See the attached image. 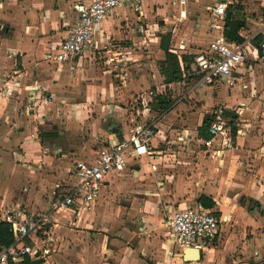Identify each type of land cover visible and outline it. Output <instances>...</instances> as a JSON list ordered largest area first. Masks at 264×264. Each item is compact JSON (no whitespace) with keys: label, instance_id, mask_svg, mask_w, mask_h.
Segmentation results:
<instances>
[{"label":"crops","instance_id":"1","mask_svg":"<svg viewBox=\"0 0 264 264\" xmlns=\"http://www.w3.org/2000/svg\"><path fill=\"white\" fill-rule=\"evenodd\" d=\"M88 1L0 0V87L9 79L18 81L21 89L18 100L0 97V207L22 208L28 215L45 217L44 223L55 228L57 239L69 238L70 248L55 255L58 264H105V260L110 264H264V63L252 57L232 72V87L216 83L193 91L196 102L202 103L196 118L181 101L193 97L190 87L169 108L176 110V116L163 123L162 117L151 121L155 149L166 143L163 149L176 145L186 152H169L162 160L160 150H155L154 158H141L138 167L129 160L134 167L108 179L89 214L75 218L70 211L51 210L52 202L71 183L67 172L71 165L93 158L102 144L120 140L122 126L134 117L126 107L134 83L114 86L111 74L101 72L102 52L92 50L78 57L72 70L42 60L43 53L54 49L65 36L63 23L73 18V5ZM218 2L243 7L245 28L240 36L244 41L256 45L264 37L259 25V19L264 18V0H185L183 5L178 0H147L140 16L126 7L116 8L95 27V41L100 47L101 41L109 40L115 23L142 18L150 25L156 17L164 22L162 34L173 32V42L176 29L172 25L176 22L171 17L183 12L184 33L177 38L185 46L182 55L194 57L214 34L207 27V7ZM152 40L161 43V37ZM188 43L195 49L186 51ZM132 44L118 47L128 52L127 62L136 47ZM158 52L163 60V51ZM97 59L100 67L92 64ZM127 62L120 71L125 79L131 68L136 75L143 74L140 63L126 67ZM155 76L162 80L158 71ZM184 80L163 84L179 92ZM27 87L37 90L28 93ZM33 93L50 94L52 100L47 106L30 109L33 99L27 96ZM216 107L224 108L239 122L243 134L214 159L206 154L197 128L204 114ZM179 143L202 148L194 151ZM174 160L177 165L171 162ZM150 164L153 169L148 168ZM175 167L186 181L170 179ZM113 193L122 194L116 199L117 213L107 223H99ZM200 195L211 198L214 205L209 210L221 223L214 243L199 253L198 261L191 257L185 261L164 221L174 211L198 202ZM77 242L80 245L76 246Z\"/></svg>","mask_w":264,"mask_h":264},{"label":"built area","instance_id":"2","mask_svg":"<svg viewBox=\"0 0 264 264\" xmlns=\"http://www.w3.org/2000/svg\"><path fill=\"white\" fill-rule=\"evenodd\" d=\"M145 1L147 0H89L88 3H75L73 18L63 23L65 36L54 49L43 53L42 60L48 64L66 65L69 70H72L78 57L95 50L97 54L102 52L100 57L103 67L109 69V73L113 74L119 82H124L125 78L120 71L122 65L127 62L128 52L116 47L112 48L107 43L108 39H105L103 44L101 41L102 45L98 47L95 41V27L118 7H126L140 16L142 4ZM178 1L180 5L185 3V0ZM226 6V3L218 2L207 7V27L214 34L206 48L194 55L188 69H185L180 58L185 51L184 44L180 43L171 51L178 57L182 76L195 78L191 87L193 90H203L216 83H224L232 87L235 83L232 72L248 57L264 63V37L257 45L247 41L233 42L224 37L222 29L225 23ZM259 25L264 30V18L259 19ZM36 90L27 87L25 91L30 93ZM20 95L18 81L8 79L0 87V96L4 99L18 100ZM27 98L33 99L28 105L30 109L47 106L52 100L50 94L42 93L39 96L33 93ZM225 113L226 110L222 107H216L209 112L210 120L207 130L209 138L201 139V142L210 158L220 157L225 149L232 147L234 138L243 134L239 122ZM138 116V111H135L133 119L125 122L126 130L120 140L102 144L97 148L93 158L77 161L71 165L67 171L71 183H68L65 191L52 202V211H70L74 216L79 217L82 213L89 211L100 198L102 189L112 175L121 173L125 168L134 167L128 163L129 160L135 161L134 165L138 167L141 158L149 161L154 158L156 149L151 142L156 134L154 125L139 121ZM233 130H235L234 135ZM150 168L153 169L154 165L150 164ZM44 221H46L45 217L28 215L22 208L10 210L0 207V223L9 226L13 237L10 245L0 247V264H20L25 258L37 260L47 257L49 250L38 237ZM220 223L221 219L199 202L174 211L164 221L176 249H192L199 253L214 243ZM44 235L48 236V233ZM168 254L170 255L171 252Z\"/></svg>","mask_w":264,"mask_h":264},{"label":"rangeland","instance_id":"3","mask_svg":"<svg viewBox=\"0 0 264 264\" xmlns=\"http://www.w3.org/2000/svg\"><path fill=\"white\" fill-rule=\"evenodd\" d=\"M120 14H123V12L121 11ZM182 16L183 15L181 13H177V15H175V17H171L176 22L175 24L172 25V27L174 29H176V31H175L176 37H174L175 40H173V42H170L171 35H173V32H170V33L163 32V34H162L160 27H162L164 25V22L158 20V18H156V17L152 18L150 20L151 21L150 25L147 23L146 20H143L141 18L138 20L136 19L135 21L129 19L128 24H126L125 22L121 23L120 25L115 23L112 25V27H110L112 29H111L110 38L107 41V43L109 45H111L112 48L113 47L118 48V47L130 46L132 43H134L136 45V47L133 48L131 55L129 56V61L126 63V67L135 63V62L140 63L139 67H141L143 69V74L136 75L134 68H131L130 70H128L129 71L128 73L130 74V76L128 75V78L124 79V81L134 83L133 85L135 86V89L134 90L132 89L131 100L128 103H126V107H127L129 112L135 113V111H138V113H139L138 120L139 121H145L147 123H151L152 120L160 119L162 117L161 122L163 123L165 121H168L170 118H172V116H176V112H175L176 110H174V109H171V111L169 110L170 112L167 111V112L161 113L160 109H158V107L156 106V103H155L156 97L158 95H162V96L169 98L173 102V101H175V99H177L178 97L181 96L180 95L181 93H183L185 90L192 87L194 84V81H195L194 77L185 76L182 79V80H184V79L185 80L183 83H181L179 85L180 89L178 90L179 92H177L176 89H173L174 87L169 88L167 86H164L163 77L161 75L160 76L162 77V80H158V78L155 76L156 71H158L159 63L161 62V60H159L160 52H158V50L162 51L161 50L162 46H168V48L173 50V49H176V47H177L176 45H178L180 43L177 36L178 35L181 37L183 36L182 34L184 33V31H183L182 26L184 23H186V20ZM176 19H178V20H176ZM153 26L155 27V30H153ZM113 31H117L118 33L115 34ZM138 37L140 39H138ZM160 37H161V43L159 45H156V44H154V42H152L153 41L152 39H155V38L160 39ZM127 38L129 40H127ZM142 38L143 39L145 38L144 43H142V41H143ZM177 41L179 42L178 44H177ZM101 43L103 44V43H105V41H103ZM254 43H256V42H254ZM206 46L207 45H205V44H201L200 47L198 48V52L204 50L206 48ZM190 49H195V48H194V46L192 47L190 43H188L186 45V51H189ZM100 55H102V53ZM161 56L163 57L162 54H161ZM97 63H99L98 59L93 60V62H92V64L94 66H96ZM98 67H100V66H98ZM101 72H102V74H109V69L104 68L101 70ZM158 73H159V71H158ZM110 77L112 78L114 86L115 85L120 86V82L117 78H115L112 74L110 75ZM143 81H145L144 84H143ZM141 82H142V84H141ZM122 83H124V82H122ZM144 85H146V87H144ZM193 91L194 90L191 88L190 94L193 97H191V98L185 97V98H182L181 101L187 106V109L189 110V112L194 113V117L196 118L199 115L198 109L201 107L202 103L198 102V101L196 102V98L194 96L195 93ZM174 95H175V97L172 98V96H174ZM191 95H189V96H191ZM0 97H1V99H4L2 96H0ZM118 105H120V104L118 103ZM206 114L209 115V112H207ZM206 114H204V115H206ZM125 130H126L125 125H123L121 128V134H124ZM189 137L190 136H187V138H189ZM165 144L166 143L160 144V146L162 145V147L159 149H156V151L160 150L162 160L165 157L164 155L169 153V152H179V151L180 152L181 151L186 152L187 150H185L186 149L185 147H190L194 151H197V150L199 151L202 148L201 145L199 147H197L195 144L182 145L181 143H179L180 146L184 147L185 149H183V150L177 149V147H175L176 145L175 146L173 145L170 148L167 147L166 149H163ZM166 161L165 162L162 161L161 164L166 163ZM171 162H173L174 165L178 164L176 162V160L171 161ZM143 164H144V162L142 160L141 161V168H143ZM148 168H150V167L148 166ZM171 173L174 174V175H171V177H170L171 180L180 179V177H182L181 179H183V181H186V176L184 174L181 175V173H179V171H177L176 167L172 170ZM121 195L122 194L118 195L117 193H115V194L113 193L114 197L110 198V199H112V202H111L110 206L108 208H106L107 209L106 212L104 214H102L103 217H100V219L98 220L99 223H101V222L107 223V221L110 220L112 215L115 214V212L117 213V209H116L117 206L116 205H117L118 200H116V199L120 198ZM90 212L91 211L89 210L87 214H89ZM62 213L66 214L67 212L63 211ZM74 217L76 218V216H74ZM99 225L100 224H98V226H94V225L93 226L95 228H98V227H100ZM50 227H53V226H51L47 223H44V225H42V230H40L39 234H38V237L41 240V243H43L45 245L46 249L49 250L48 256L41 258V261L43 262L42 264H58L57 263L58 258L55 257L56 253H58V251H63V250L66 251L70 248V247H68V244L66 242V241H69V238H67V237L61 238L62 236H60L57 239L58 233L55 232V228L51 229ZM44 233H48V236L44 235ZM32 239L34 240L33 235H32ZM50 239H51V241H50ZM87 239H89V238H87ZM37 243L40 244V242L38 240H37ZM77 245H80V244L77 242L76 246ZM37 260H40V259H37ZM37 260H33V261H37ZM103 263L110 264V262H107V260H105Z\"/></svg>","mask_w":264,"mask_h":264},{"label":"trees","instance_id":"4","mask_svg":"<svg viewBox=\"0 0 264 264\" xmlns=\"http://www.w3.org/2000/svg\"><path fill=\"white\" fill-rule=\"evenodd\" d=\"M245 28V19L243 13V7L239 4H227L225 10V23L223 28L224 37L233 42H243L244 39L240 36V31ZM257 35L255 38L257 39ZM161 50L163 51L164 58L161 60L158 66L159 74L163 77V82L165 84H170L173 82L182 81V72L179 67L177 56L169 51L168 46H162ZM193 59V55L184 54L181 56V60L185 65V69H188L190 63ZM156 106L160 109L161 113L166 112L172 105V101L162 95H158L155 100ZM225 115H228L227 112ZM209 115H204L202 118L201 125L197 128V137L203 140L209 138L207 132L209 126ZM235 130H233V135ZM198 202L205 208L211 209L214 205L211 198L200 195ZM13 242V237L10 231V228L7 224L0 223V247H6ZM40 260L33 261L29 258H25L20 264H42Z\"/></svg>","mask_w":264,"mask_h":264},{"label":"water","instance_id":"5","mask_svg":"<svg viewBox=\"0 0 264 264\" xmlns=\"http://www.w3.org/2000/svg\"><path fill=\"white\" fill-rule=\"evenodd\" d=\"M189 253H193V257H191V259L193 258V261H198L199 258V252L197 250H192V249H184L182 251V256L184 258L185 261H189L190 257H188ZM192 261V260H191Z\"/></svg>","mask_w":264,"mask_h":264},{"label":"bare ground","instance_id":"6","mask_svg":"<svg viewBox=\"0 0 264 264\" xmlns=\"http://www.w3.org/2000/svg\"><path fill=\"white\" fill-rule=\"evenodd\" d=\"M188 257H193V253H189L188 254Z\"/></svg>","mask_w":264,"mask_h":264}]
</instances>
